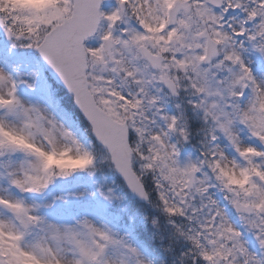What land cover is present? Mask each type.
I'll return each instance as SVG.
<instances>
[{"label":"snow or ice","instance_id":"obj_1","mask_svg":"<svg viewBox=\"0 0 264 264\" xmlns=\"http://www.w3.org/2000/svg\"><path fill=\"white\" fill-rule=\"evenodd\" d=\"M0 264H264V0H0Z\"/></svg>","mask_w":264,"mask_h":264}]
</instances>
